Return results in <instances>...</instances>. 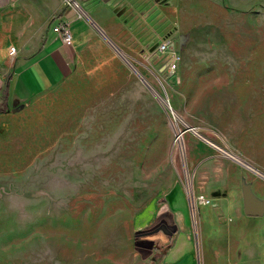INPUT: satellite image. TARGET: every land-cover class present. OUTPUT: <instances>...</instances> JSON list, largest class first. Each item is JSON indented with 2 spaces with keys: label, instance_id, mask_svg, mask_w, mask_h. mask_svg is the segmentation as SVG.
Segmentation results:
<instances>
[{
  "label": "rangeland",
  "instance_id": "rangeland-1",
  "mask_svg": "<svg viewBox=\"0 0 264 264\" xmlns=\"http://www.w3.org/2000/svg\"><path fill=\"white\" fill-rule=\"evenodd\" d=\"M84 5L128 65L103 37L105 66L86 60L0 119V264H144L164 193L180 183L191 205V159H218L200 187L237 186L249 169L228 155L264 172V0ZM160 39L180 54L174 73Z\"/></svg>",
  "mask_w": 264,
  "mask_h": 264
},
{
  "label": "crops",
  "instance_id": "crops-1",
  "mask_svg": "<svg viewBox=\"0 0 264 264\" xmlns=\"http://www.w3.org/2000/svg\"><path fill=\"white\" fill-rule=\"evenodd\" d=\"M84 1L0 0V119L16 116L56 89L86 60L105 66L109 47L87 18ZM57 22L69 25V49L52 31ZM8 128H0V134ZM215 156L191 159L195 163L192 195L195 199L201 194L210 203L194 200L192 211L180 183L164 193L162 216L150 219L139 244L144 248V264H264V211L246 215L241 194L243 182L257 200L264 201V179L249 170L240 173L237 186L200 187L199 182L208 179V171L202 169L218 160Z\"/></svg>",
  "mask_w": 264,
  "mask_h": 264
},
{
  "label": "built area",
  "instance_id": "built-area-1",
  "mask_svg": "<svg viewBox=\"0 0 264 264\" xmlns=\"http://www.w3.org/2000/svg\"><path fill=\"white\" fill-rule=\"evenodd\" d=\"M78 15L80 16V14ZM52 31L59 35L60 40L65 47H67L68 49L71 48L72 39L68 23L57 22L52 26ZM155 51L157 55L162 57L163 65L166 71L169 73H174L177 70L180 62V54L175 48H173L172 43L168 39H160L155 46ZM13 52L14 48L10 47L9 54H13ZM176 135H178V133L175 134L174 141L178 140L181 136V134L177 137ZM192 196H190L191 203L194 202V200L202 204L209 203V199L201 194L197 195L195 199Z\"/></svg>",
  "mask_w": 264,
  "mask_h": 264
},
{
  "label": "water",
  "instance_id": "water-1",
  "mask_svg": "<svg viewBox=\"0 0 264 264\" xmlns=\"http://www.w3.org/2000/svg\"><path fill=\"white\" fill-rule=\"evenodd\" d=\"M87 17V15H86ZM92 25H94V27L96 28V30L103 36V33L101 32V30L92 23ZM106 41L109 43V45L112 47V49L122 58L124 59L121 54H120V49L114 44L112 43L108 38H106L105 36H103ZM124 62L128 65V63L126 62V60L124 59ZM168 109L171 111L169 105L166 103ZM194 132L198 137L201 138V136L199 134L196 133V131L194 130L193 127L191 126H186L185 129ZM178 135H180V133H178ZM176 135V137L178 136ZM202 139V138H201ZM228 157L235 161L236 163H238L239 165L249 169L250 171L254 172L255 174L259 175L260 177H262L264 179V174L260 171H258L257 169H255L254 167L250 166L247 162H245L244 160H236L234 158H232V156ZM241 194H242V202H243V211L246 215H253V216H258L261 215L262 212L264 211V201H259L257 200L252 193L250 192L249 186L246 183H241ZM189 201V200H188ZM191 205H190V209H191Z\"/></svg>",
  "mask_w": 264,
  "mask_h": 264
},
{
  "label": "bare ground",
  "instance_id": "bare-ground-1",
  "mask_svg": "<svg viewBox=\"0 0 264 264\" xmlns=\"http://www.w3.org/2000/svg\"><path fill=\"white\" fill-rule=\"evenodd\" d=\"M161 101L164 103V100L160 97ZM171 109V108H170ZM171 113L173 115V111L171 110ZM184 131H179L178 133H180L181 135L183 134ZM180 138V137H179ZM192 196V195H190ZM193 197V196H192ZM192 204V207H193V202L191 203Z\"/></svg>",
  "mask_w": 264,
  "mask_h": 264
}]
</instances>
